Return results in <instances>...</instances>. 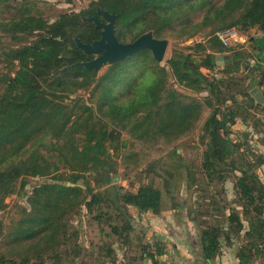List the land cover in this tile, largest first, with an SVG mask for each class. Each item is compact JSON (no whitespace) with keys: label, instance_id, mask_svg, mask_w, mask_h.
<instances>
[{"label":"trees","instance_id":"1","mask_svg":"<svg viewBox=\"0 0 264 264\" xmlns=\"http://www.w3.org/2000/svg\"><path fill=\"white\" fill-rule=\"evenodd\" d=\"M17 2L14 13H0V32L23 42L0 52V62H7V72L0 75V213L7 207L6 199L25 188L30 178L48 180L35 186L28 197L30 208H22L14 241L30 249L44 242L51 251L48 258L76 264L83 246L80 229L71 221L85 210L98 222L103 235L104 225L110 229L104 236L111 241L97 245L96 264H119L118 250L136 249L141 257L150 256L154 264H160L158 255L164 254V247L158 241L141 243V232L132 235L135 228L130 207L140 214L161 212L163 193L148 183L135 191L108 185L102 176L107 168L112 170L108 149L112 145L119 149L114 142L122 131L141 139L150 135L178 139L194 129L208 109L201 125V137L207 142L201 174L209 186L224 165L234 172L242 211L233 208L224 221L198 223L202 257L205 262L215 260L224 246L238 238L239 264H264V181L258 173L264 166V153L244 148L248 145L245 134L242 143L232 139V126L239 119L247 123L246 113L251 108H264L252 95L256 86L264 87V42L253 51H227L216 46L217 33L232 27L243 35L256 29L264 36V0H93L88 8L63 12L53 21L30 8L34 0ZM1 4L8 6V0H0ZM99 9L117 15L116 36L121 42L130 34L135 40L149 30L163 38L175 23L192 24L196 29L187 38L204 30L210 46L195 43L173 51L167 59L180 86L207 92L202 101L169 85L168 71L147 49L108 65L103 74L101 69L76 65L92 58L77 46L76 38L85 43L100 38L96 24L84 20L92 16L102 19ZM198 12L201 21L194 23L192 15ZM224 52L231 53L233 62L219 68V76L205 73L218 68L213 59ZM148 53L157 64L151 67L154 76L149 73L151 81L146 85L133 83L137 75L127 76L125 67ZM251 60L254 66L246 74L260 75V79L244 84L243 75L236 74ZM147 69L145 65L142 73ZM80 90H91V100L98 93L95 106L77 94ZM173 153L179 156L177 149ZM90 171L97 172L99 190L85 179ZM80 180L87 184L82 186ZM189 181L193 183V179ZM214 199L213 195L210 204ZM41 254L37 253L39 261L32 262L30 255L18 260L2 253L0 264H44ZM80 264L86 263L81 259Z\"/></svg>","mask_w":264,"mask_h":264},{"label":"rangeland","instance_id":"2","mask_svg":"<svg viewBox=\"0 0 264 264\" xmlns=\"http://www.w3.org/2000/svg\"><path fill=\"white\" fill-rule=\"evenodd\" d=\"M34 1L35 4L32 3L30 8L32 7L33 10L38 9L45 18L53 21L63 12L78 13L88 8L93 0ZM17 6V0H8V6L1 4L0 13H4V15H8L10 12L14 13L16 11L14 8ZM201 18V12L192 15L194 23L200 22ZM191 25H187L186 23H175L165 31L166 35L163 38H160L169 40V46L164 61L158 62L154 58L153 53L150 50H147L150 51L156 63L160 67H165L168 71L169 85L173 86L184 95L202 101L201 98L206 96L207 92H200L180 86L176 82L175 77L167 64V59L175 50L180 48L184 49L186 46H192L195 43L200 42L208 46L211 45L204 30L198 31L193 37L187 38L188 33L196 30L195 28L192 29ZM149 31L154 33L153 30ZM253 33L260 34L258 30L251 29L244 34L247 39L245 42L236 43L232 47L224 48L217 40L216 46L217 48H223L227 51L236 49L251 51L253 46L251 43V37ZM132 41L134 40H132L130 34L128 38L122 42L127 43ZM21 44H23V42L13 39L11 35L0 32V52L6 51L11 47L20 46ZM150 53L147 54L146 58L144 55H140L137 63L134 61L125 67L128 71L126 74L127 76L137 75L133 83L139 82L146 85L151 81L147 78L151 74V67L156 66L157 64L152 59ZM221 54L231 55L230 52ZM135 58L137 60V57ZM145 65H148V69L142 73ZM223 67H225V65L218 66V68L212 72L207 70H204V72L208 74L215 72L219 76V68L222 69ZM251 67H253L252 64H247L244 66V69L236 74L237 76L243 75L244 84L249 83L251 79L255 81L260 79V75H257V78H254L255 75L253 73L250 75L246 74ZM107 69L108 65L103 66L100 70V74L105 73ZM6 72L7 62L2 59L0 62V75ZM144 74L147 76L145 77ZM126 86L127 84L123 85L122 88L124 89ZM257 87L258 86L253 90L257 89ZM259 88L264 91V87ZM90 91L91 90H80L77 94H80L85 99L89 98V103L94 105L93 101L97 99L98 93L93 96L94 100H91ZM77 94H74L73 97ZM261 106L264 107V105ZM209 112L210 110L205 109L203 120L208 116ZM246 117H248L247 123H243L239 119L237 123L232 126V139L235 142L242 143V136L245 134L248 137V145L244 146V148L252 147L256 151L264 153V108H251L250 111L246 113ZM202 121L199 122L194 129H190L191 131L189 130L178 139H176L174 135L169 138L150 135L148 138L141 139L138 134H132L129 131H122L118 139L114 142L115 145L119 146V149H115L113 145L109 146L108 149L107 161L112 170H109V168L107 169L113 180L115 175L118 176V180L112 183L120 185L130 191H135L140 185L146 183L161 189L163 193L162 211L170 209L175 205L174 209L177 214L182 216V219L191 220V217H195L197 220L193 222L197 226H199L198 223L205 224L207 222L217 223L224 221L233 208H238L242 211V207L240 206L234 189V183L236 180L234 172L226 170V166L224 165L225 167L223 166V168L218 171L221 178L219 179L217 173L214 183L209 186L206 185V176L201 174V166L204 161V151L207 148V142L201 137L203 133L201 128ZM258 130H261L262 132H258ZM176 149L179 153L178 157L173 153ZM258 173L264 181V166L258 169ZM102 176L106 180V174H102ZM85 179L91 187L95 188V190L100 189L97 184L96 171L88 172ZM190 179H193L192 184L189 181ZM47 180V178H30L28 181L29 183L25 188H19L17 193L6 199L7 207L0 213V255L6 253L8 256L14 257L18 260L22 259L25 255H30L31 261L34 262L40 260L37 258V253H42L41 258L43 259L44 264H70V260L68 261V259L60 262L57 259L54 260L48 258V254L51 253V251L47 250V246L44 242L35 243L30 249L25 244H22V242L14 241L18 220L23 215L22 208H30L28 197L32 193V190L35 186H39L47 182ZM85 183L86 181L84 180H80L79 182L82 186H84ZM213 195L215 196V199L212 205L210 203ZM213 207L215 210L213 214H211L214 209ZM135 210L136 209L133 207H130V212H132L133 216ZM136 222L137 217H134L133 224L135 231L132 235H136L139 232L137 227H135ZM71 223L74 227L80 229L79 241L83 246L82 255L75 263L80 264L82 259L86 264H96L95 258L98 255L97 245H100L103 241H111L107 236H104L105 233L110 231L109 227L104 225L105 232L103 235L98 222L93 221L89 215L85 214V210L83 211V214L74 216ZM244 223L248 226L247 221H244ZM239 244L240 240L234 238L231 245L224 246L223 251L227 248H234L237 253ZM115 245L116 247L118 246V244ZM122 251L123 250H118V252Z\"/></svg>","mask_w":264,"mask_h":264},{"label":"crops","instance_id":"3","mask_svg":"<svg viewBox=\"0 0 264 264\" xmlns=\"http://www.w3.org/2000/svg\"><path fill=\"white\" fill-rule=\"evenodd\" d=\"M263 42L264 36L261 33H253L251 51L256 50ZM251 64L254 66V60H251ZM259 89L257 87V90ZM261 91L264 93L263 90ZM134 217H137L135 227L144 236L141 243L158 241L164 247V254L158 255L160 264H239L234 248H227L215 260L205 262L200 246L199 227L192 220L182 219L173 208L141 214L135 210ZM127 251L118 252L119 264H154L152 257H141L139 249Z\"/></svg>","mask_w":264,"mask_h":264},{"label":"water","instance_id":"4","mask_svg":"<svg viewBox=\"0 0 264 264\" xmlns=\"http://www.w3.org/2000/svg\"><path fill=\"white\" fill-rule=\"evenodd\" d=\"M98 12L102 15L103 19L92 16L84 17V20L93 21L96 24V27L100 29V38L92 43H85L76 38L77 46L92 58L88 61L79 62L76 65L98 71L105 65L120 62L144 49L150 50L158 62L165 60L169 40L157 38L152 31H147L132 42H121L116 36L115 21L117 15L103 9H99ZM232 62L233 58L230 54L217 55L213 59V64L217 66L231 64ZM252 95L255 97L257 104L264 105V93L261 90H253ZM117 180L118 176L115 175L113 180L109 170H107L106 183L109 185Z\"/></svg>","mask_w":264,"mask_h":264},{"label":"built area","instance_id":"5","mask_svg":"<svg viewBox=\"0 0 264 264\" xmlns=\"http://www.w3.org/2000/svg\"><path fill=\"white\" fill-rule=\"evenodd\" d=\"M217 38L223 47L229 48L236 43L245 42L246 37L236 27L228 28L217 33ZM169 264V263H165Z\"/></svg>","mask_w":264,"mask_h":264}]
</instances>
